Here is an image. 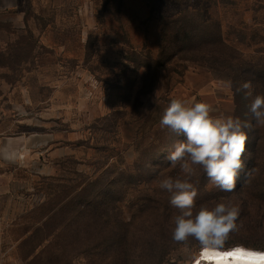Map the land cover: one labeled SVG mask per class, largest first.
Segmentation results:
<instances>
[{"label": "rangeland", "instance_id": "rangeland-1", "mask_svg": "<svg viewBox=\"0 0 264 264\" xmlns=\"http://www.w3.org/2000/svg\"><path fill=\"white\" fill-rule=\"evenodd\" d=\"M189 5L196 12L183 14ZM200 23L199 40L218 32L224 39L216 63L175 57L148 69L181 27ZM249 63L264 74V0H25L0 13V97L19 102L14 112L25 117L26 133L35 127L51 136L58 155L43 176L39 204L11 232L20 263L104 264L101 211L115 202L119 217L134 220L138 240L159 233L141 255L133 239L132 254L139 256L129 264H188L183 245L171 239L179 212L159 188L165 177H183L166 156L185 137L159 121L174 98L207 102L216 116L254 121L236 84L238 78L244 83ZM229 80L231 88L224 84ZM261 87L264 92V77ZM255 129L232 192L211 185L200 168L190 181L196 207H239V231L227 247L264 249V126ZM160 241L173 249L164 263Z\"/></svg>", "mask_w": 264, "mask_h": 264}, {"label": "clouds", "instance_id": "clouds-1", "mask_svg": "<svg viewBox=\"0 0 264 264\" xmlns=\"http://www.w3.org/2000/svg\"><path fill=\"white\" fill-rule=\"evenodd\" d=\"M231 88L232 81H225ZM251 84L245 82L237 91L245 98L251 96ZM251 112L258 125L264 126V95H256ZM207 102L172 99L159 121L177 137L174 151L166 159L172 167L179 165L183 177H165L159 188L170 194V205L179 214L173 218V242L183 245L188 264H264V249L243 244L227 247L230 234L239 231L237 220L240 209L232 203L195 205L197 189L191 183L197 168L203 170L211 185L225 192H232L244 167L248 121L232 116L213 115ZM192 242H195L193 248Z\"/></svg>", "mask_w": 264, "mask_h": 264}, {"label": "crops", "instance_id": "crops-1", "mask_svg": "<svg viewBox=\"0 0 264 264\" xmlns=\"http://www.w3.org/2000/svg\"><path fill=\"white\" fill-rule=\"evenodd\" d=\"M24 2L0 0V13L14 11ZM6 99L0 97V264H21L19 242L11 232L39 204L43 176L51 174L58 155L51 136L47 139L35 127L26 133L25 117L14 112L19 102Z\"/></svg>", "mask_w": 264, "mask_h": 264}, {"label": "trees", "instance_id": "trees-1", "mask_svg": "<svg viewBox=\"0 0 264 264\" xmlns=\"http://www.w3.org/2000/svg\"><path fill=\"white\" fill-rule=\"evenodd\" d=\"M189 10L192 12H196V6H188L185 10H183V14L188 15ZM204 25L200 23L195 27H192V30H187L186 27H181L177 32V40L165 42V44L161 47V54L157 60L151 61L148 66L149 70L156 71L159 68L163 67L167 63H171L175 57H179L180 60L194 61V62H206L209 64H214L218 60L215 57V49L224 45V39L222 35L218 32V35L215 37H211L210 40H199L200 33L196 30L202 28ZM199 40V41H198ZM196 41V42H195ZM198 42V44H197ZM177 43V44H176ZM189 44H193L195 46V52H193L190 48ZM171 47L173 49H171ZM178 48V49H176ZM197 50V51H196ZM207 58V59H206ZM220 60V59H219ZM247 68L244 69L245 73V82H249L251 84V96H248L246 99L249 102L248 113L249 117L254 121H249L251 124L250 128L244 129L248 136H256L257 130L255 126L257 125L255 118L251 112V103L253 102L256 95H264V92L261 87V83L263 81L264 74L259 71V68L256 63L246 64ZM242 79L238 78L236 84H240V88L242 86ZM242 92V91H241ZM244 96V93H241ZM248 130V132L246 131ZM254 130V131H253ZM250 139V138H248ZM111 188L105 189V194H111ZM116 203H106L102 207L103 217H102V231H103V247H104V264H129L133 261L134 258L141 255L145 252V248L151 245V242H155L160 240L159 233L152 238L140 237L137 239V234L133 230L134 220L125 221L121 217H119L116 210ZM168 224V223H166ZM165 227V225H164ZM138 240V244H140V251L138 255L132 254V248L134 245V240ZM163 243L162 249L159 251V262L164 263L169 256L170 251L173 250L170 244H167L165 241H160ZM144 250V251H143Z\"/></svg>", "mask_w": 264, "mask_h": 264}]
</instances>
